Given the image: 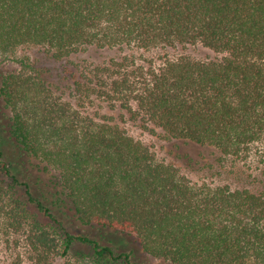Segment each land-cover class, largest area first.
<instances>
[{
	"label": "trees",
	"instance_id": "trees-1",
	"mask_svg": "<svg viewBox=\"0 0 264 264\" xmlns=\"http://www.w3.org/2000/svg\"><path fill=\"white\" fill-rule=\"evenodd\" d=\"M0 106V264H264V0H0Z\"/></svg>",
	"mask_w": 264,
	"mask_h": 264
},
{
	"label": "rangeland",
	"instance_id": "rangeland-1",
	"mask_svg": "<svg viewBox=\"0 0 264 264\" xmlns=\"http://www.w3.org/2000/svg\"><path fill=\"white\" fill-rule=\"evenodd\" d=\"M34 52H30L29 50L26 49H22L20 50L17 55H16V60H22V59H30L31 54ZM33 58L35 57H39L41 59V62L45 65V66H51L52 67H56V64L52 63L48 58H45L44 56L42 57L41 54H32ZM8 67L10 70H14L17 69L18 67V63L15 62H8L7 63ZM1 107V106H0ZM5 127H4V123H3V116H2V111H0V135L3 137L7 136L5 133ZM12 146L11 144H6V150H8L9 152L12 151ZM136 248V253H137V263L138 264H161L160 262L148 259L147 257H145L144 255H142L139 251L138 248L135 246Z\"/></svg>",
	"mask_w": 264,
	"mask_h": 264
}]
</instances>
